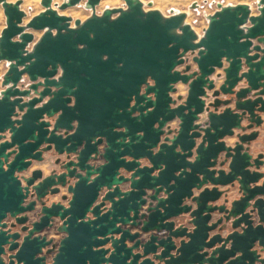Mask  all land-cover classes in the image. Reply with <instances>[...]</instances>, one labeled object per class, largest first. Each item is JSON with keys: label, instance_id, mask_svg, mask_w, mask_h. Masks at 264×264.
Segmentation results:
<instances>
[{"label": "water", "instance_id": "1", "mask_svg": "<svg viewBox=\"0 0 264 264\" xmlns=\"http://www.w3.org/2000/svg\"><path fill=\"white\" fill-rule=\"evenodd\" d=\"M80 1L0 0V264H264V0L201 36L140 0L59 12Z\"/></svg>", "mask_w": 264, "mask_h": 264}, {"label": "rangeland", "instance_id": "2", "mask_svg": "<svg viewBox=\"0 0 264 264\" xmlns=\"http://www.w3.org/2000/svg\"><path fill=\"white\" fill-rule=\"evenodd\" d=\"M14 2L15 0H7ZM145 10L156 9L164 16H169L175 13V10L186 13L185 22L188 23L194 32L198 36H201L204 28L208 24V16L212 14L217 5H228L244 3L250 6L251 12H257L256 2L257 0H140ZM62 0H52V3L60 4ZM85 0L80 1L76 5L59 11L61 14L70 15L73 19L78 18L84 20L91 14V9L84 6ZM105 7L126 8L124 0H100L98 5L95 6L94 12L100 14ZM20 8L25 11L26 16L24 23L27 20L40 12L42 6L40 0H21ZM5 26V16L3 14L2 7L0 5V30ZM34 35V39L38 38L41 31H31ZM188 62L194 68V64L191 62V54L187 55ZM7 63L0 61V81L2 74L6 70ZM21 84L27 86L28 79L26 76L22 78ZM178 93L184 94V86L179 83L177 85ZM183 92V93H181ZM42 167V164H38Z\"/></svg>", "mask_w": 264, "mask_h": 264}, {"label": "flooded vegetation", "instance_id": "3", "mask_svg": "<svg viewBox=\"0 0 264 264\" xmlns=\"http://www.w3.org/2000/svg\"><path fill=\"white\" fill-rule=\"evenodd\" d=\"M119 8H121V7H119ZM253 44H256V42L253 41ZM252 53H254V51ZM252 53H250V54H252ZM227 64L228 63L224 59H222V66L220 68H216L215 71H214V73L210 76V78L214 80L215 88H218V86L223 82V80H224V71H223V69L227 66ZM182 67L183 66L180 65V66H178V69H182ZM246 69H247L246 66L244 64H242L241 69L239 71V75L242 72H244ZM245 87H246V83H245L244 79L242 78L241 80L237 81L236 85L234 86V90L237 91L239 88H245ZM251 96H252L251 94H248L247 95V97H251ZM227 97H228V95L227 96L226 95H222V94L219 95V98H222V99L227 98ZM230 106L232 107V103L230 104ZM222 108H223V106H220V107H218V110L220 111ZM233 140H234V138H228L227 139L228 142H233ZM256 146H257V149L253 150L251 148L250 151H249L253 155L257 154L258 152H261L262 149H263V145H262L261 141L256 142ZM34 165L35 164H33L32 167ZM32 167L29 170L34 169ZM38 167H41V166H37L35 168H38ZM259 170H264V167H260ZM233 195L235 196L236 194H233ZM10 224H11V221L8 220V224H7V226H6L5 229H10V231H13V230H16L17 229V226H14V227L10 228ZM132 231H134V229H132ZM58 238H59V236L56 235L55 236V239L58 240ZM51 256H52V254H49L47 256V262L45 264H49V260H50V257Z\"/></svg>", "mask_w": 264, "mask_h": 264}, {"label": "bare ground", "instance_id": "4", "mask_svg": "<svg viewBox=\"0 0 264 264\" xmlns=\"http://www.w3.org/2000/svg\"><path fill=\"white\" fill-rule=\"evenodd\" d=\"M84 6L86 7V4L84 3ZM142 8H143V10H145L144 9V7L142 6ZM180 11H177V10H175V13H179ZM161 13V12H160ZM162 14V13H161ZM162 16H164L163 14H162ZM185 17H186V13H185ZM185 17H184V22H185ZM192 28V27H191ZM196 33V32H195Z\"/></svg>", "mask_w": 264, "mask_h": 264}, {"label": "crops", "instance_id": "5", "mask_svg": "<svg viewBox=\"0 0 264 264\" xmlns=\"http://www.w3.org/2000/svg\"><path fill=\"white\" fill-rule=\"evenodd\" d=\"M258 12H251V14H253V15H256ZM181 93H183V92H181ZM37 166H40V165H38V164H35L32 168H35V167H37ZM47 172V170H45V173Z\"/></svg>", "mask_w": 264, "mask_h": 264}]
</instances>
